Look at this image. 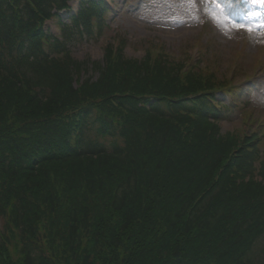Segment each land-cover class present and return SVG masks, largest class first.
Wrapping results in <instances>:
<instances>
[{"label":"trees","instance_id":"16d2710c","mask_svg":"<svg viewBox=\"0 0 264 264\" xmlns=\"http://www.w3.org/2000/svg\"><path fill=\"white\" fill-rule=\"evenodd\" d=\"M70 1L0 0V264H258L264 130L221 133L233 87L154 42L82 76L70 45L105 9L60 40L43 21Z\"/></svg>","mask_w":264,"mask_h":264},{"label":"rangeland","instance_id":"374dc122","mask_svg":"<svg viewBox=\"0 0 264 264\" xmlns=\"http://www.w3.org/2000/svg\"><path fill=\"white\" fill-rule=\"evenodd\" d=\"M111 3L117 13L106 16L109 24L104 32L97 39L70 45L74 60L87 63L83 76L96 75L92 64H102L105 49L119 37L125 40V57L139 60L150 40L164 47L171 60L186 59L187 54L199 50L200 69L215 70L223 79L236 65L234 80L244 81V87L231 98L218 96L224 102L235 101L219 121L221 132L249 134L256 129L264 130V72L258 68L255 76L259 77L249 80L254 67L264 64V29L250 33L234 27L243 24L255 28L264 23V4H252L238 13L236 0H112ZM61 17L65 19V13ZM47 27L51 33L60 34L56 20ZM250 255L255 263H264V234Z\"/></svg>","mask_w":264,"mask_h":264},{"label":"snow or ice","instance_id":"6c2138e0","mask_svg":"<svg viewBox=\"0 0 264 264\" xmlns=\"http://www.w3.org/2000/svg\"><path fill=\"white\" fill-rule=\"evenodd\" d=\"M250 2L252 4H264V0H250ZM234 27L245 28L247 31H249L251 33V32L256 31V30L264 29V23L256 25L255 28H253L252 26H246V25H243V24L234 25Z\"/></svg>","mask_w":264,"mask_h":264}]
</instances>
